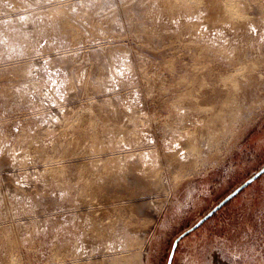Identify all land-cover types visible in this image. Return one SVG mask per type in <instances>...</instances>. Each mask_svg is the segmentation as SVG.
<instances>
[{
    "label": "rangeland",
    "instance_id": "1",
    "mask_svg": "<svg viewBox=\"0 0 264 264\" xmlns=\"http://www.w3.org/2000/svg\"><path fill=\"white\" fill-rule=\"evenodd\" d=\"M264 165V0H0V264H167ZM173 264H264V174Z\"/></svg>",
    "mask_w": 264,
    "mask_h": 264
},
{
    "label": "water",
    "instance_id": "2",
    "mask_svg": "<svg viewBox=\"0 0 264 264\" xmlns=\"http://www.w3.org/2000/svg\"><path fill=\"white\" fill-rule=\"evenodd\" d=\"M263 174H264V165L253 175H251L248 179H246L243 183H241L234 190H232L228 195H226L221 201H219V203H217L208 213H206L194 225H192L191 227L183 231L181 234H179L173 242L167 264H173L177 247L184 236H186L190 232L200 227L204 222H206L209 218H211L219 209H221L226 203H228L231 199L237 196L243 189H245L248 185H250L252 182L257 180Z\"/></svg>",
    "mask_w": 264,
    "mask_h": 264
}]
</instances>
